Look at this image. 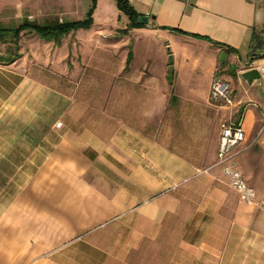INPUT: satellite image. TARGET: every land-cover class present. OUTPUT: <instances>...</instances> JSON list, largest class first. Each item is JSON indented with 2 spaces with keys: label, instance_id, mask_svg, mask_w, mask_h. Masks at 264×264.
I'll use <instances>...</instances> for the list:
<instances>
[{
  "label": "crops",
  "instance_id": "0c3cea01",
  "mask_svg": "<svg viewBox=\"0 0 264 264\" xmlns=\"http://www.w3.org/2000/svg\"><path fill=\"white\" fill-rule=\"evenodd\" d=\"M127 1L148 17L128 30L135 78L147 86L134 96L150 107L142 121H128L125 92L104 94L117 110L95 115L76 107L100 98L53 88L25 62L0 63V264H264V80L241 76L264 65L252 48L264 10L252 0ZM59 3V21L77 20L92 0ZM114 3L96 0L91 26L68 36H87L97 51L101 34L127 28ZM54 43L61 56L78 49ZM220 67L231 70L223 75L234 104L221 117L241 120L247 147L233 163L255 192L250 202L215 165L220 133L210 147L204 126L191 138L175 136L170 121L155 124L160 101H207Z\"/></svg>",
  "mask_w": 264,
  "mask_h": 264
},
{
  "label": "rangeland",
  "instance_id": "374dc122",
  "mask_svg": "<svg viewBox=\"0 0 264 264\" xmlns=\"http://www.w3.org/2000/svg\"><path fill=\"white\" fill-rule=\"evenodd\" d=\"M89 1L83 0V2ZM252 1L255 4V10H264V0ZM60 8L59 0H0V16L4 17L3 19L0 18V25H2L0 28V56L15 55V60L29 64L30 72L46 81L53 88L69 94L74 93L100 98L85 100L84 102L79 101V105L76 107L92 110V114L95 115L103 109L117 110V101L102 100L104 94H117L118 91L125 92L128 98V121L132 122L137 116L138 120L142 121L141 115L150 107L147 106V101L138 100L136 103L134 100V96L147 91V86L141 85L135 78L134 64L136 62L133 59V52H131V59L127 63L128 52L131 51L134 40V36L128 32L129 29H119L115 33L101 34L99 39L102 43H98L97 51H90L88 44L92 41L87 36H80L79 41H76L74 36L69 37L68 34L71 30L63 34L61 43L67 41L69 44L72 41L71 44H73L75 42L78 49L77 52H72V54L68 52L63 56L60 55V52L55 51L54 47L56 45L53 41L47 40L32 29L22 27L18 32L16 31L18 27L28 23L26 21L42 22L41 18L45 17L58 19ZM114 8L117 12L115 3ZM118 12L125 16L121 11ZM78 15L76 16L78 17ZM83 15L80 17H83ZM28 18L31 20H28ZM253 21L255 33H258L257 35L264 34V20L259 18L258 13L255 14ZM102 44H112L115 47L106 50L101 47ZM158 50L161 51L162 49L158 48ZM165 50L166 48L163 47L164 52ZM111 63L114 71H111V67L108 68ZM120 66H124V68L120 74H116L121 68ZM109 72H111V75ZM230 72V68L222 70L220 67L218 75L225 78L223 74ZM163 92L174 93L176 91L170 85L164 84ZM158 103V114L161 118L157 117L155 124L161 125L162 121H170L169 124L173 127L175 136L181 135L187 130L191 131V138H199L197 127L204 126V139L208 143L207 146L210 147L215 143V138L220 133L221 124L227 122L224 117H221L226 107L222 108V102L212 101L210 98L207 101L200 102L179 101L170 98L165 102L160 101ZM204 109H206L208 115L204 123V120H200L199 117L190 119L182 117L183 112H197ZM167 111L172 112L173 115L162 117L161 114L163 115V112ZM149 120H153L152 123H154L152 117L145 118L143 123L146 124V121Z\"/></svg>",
  "mask_w": 264,
  "mask_h": 264
},
{
  "label": "built area",
  "instance_id": "2783aa9c",
  "mask_svg": "<svg viewBox=\"0 0 264 264\" xmlns=\"http://www.w3.org/2000/svg\"><path fill=\"white\" fill-rule=\"evenodd\" d=\"M259 72L264 80V65L260 66ZM209 98L212 101H220L227 106L234 104L230 85L227 80L218 75V71L213 75ZM263 128L264 121L259 132ZM244 138L245 134L240 119L222 123L215 165L221 166L223 173L229 180L230 186L240 193L241 198L250 202L255 197V192L252 187L247 185L242 172L233 163V158L247 147V145H241L244 142Z\"/></svg>",
  "mask_w": 264,
  "mask_h": 264
},
{
  "label": "trees",
  "instance_id": "16d2710c",
  "mask_svg": "<svg viewBox=\"0 0 264 264\" xmlns=\"http://www.w3.org/2000/svg\"><path fill=\"white\" fill-rule=\"evenodd\" d=\"M117 8L123 12L124 14L127 15L129 22L127 25L126 29H131L133 27H139L142 24L137 22V17L139 16L138 12L130 5V3L127 0H115ZM96 5V0H92V4L88 11L85 14V17L82 19H77V20H62L59 21L58 19H45L42 22H29L24 24L23 26L18 27L16 30L17 32L22 28V27H28L41 35L42 37H45L47 40H53L54 42L58 43L61 40V37L63 34L68 33L71 30H76L78 28H89L92 24V13ZM172 30H175L180 33L188 34L194 37H201L198 34H193V33H188L186 31H183L178 28H171ZM15 31V32H16ZM16 32V33H17ZM258 33L254 32V42L255 44L252 45V48L254 50L256 48H259L264 51V34L262 35H257ZM262 57H264V52L261 54ZM15 55H9V56H0V63H10L13 60H15ZM131 59V51L128 52V58H127V63L128 60Z\"/></svg>",
  "mask_w": 264,
  "mask_h": 264
},
{
  "label": "water",
  "instance_id": "95a60500",
  "mask_svg": "<svg viewBox=\"0 0 264 264\" xmlns=\"http://www.w3.org/2000/svg\"><path fill=\"white\" fill-rule=\"evenodd\" d=\"M137 22L140 24H146L148 22V17L145 15H139L137 17ZM242 78H244L247 82H251L253 79L260 78V72L257 68H250L241 73Z\"/></svg>",
  "mask_w": 264,
  "mask_h": 264
}]
</instances>
